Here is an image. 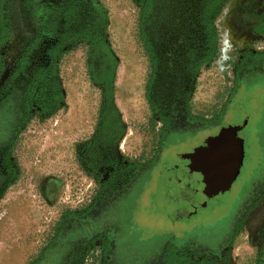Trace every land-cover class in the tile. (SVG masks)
I'll return each instance as SVG.
<instances>
[{
	"label": "rangeland",
	"instance_id": "rangeland-1",
	"mask_svg": "<svg viewBox=\"0 0 264 264\" xmlns=\"http://www.w3.org/2000/svg\"><path fill=\"white\" fill-rule=\"evenodd\" d=\"M91 3L78 22L79 35L94 25L88 41L58 59L63 105L51 116L30 117L16 137L10 160L18 179L0 197V264H31L56 234L57 244L45 254L50 264L60 261L66 242L86 236L94 246L83 264L103 263L97 238L111 242L112 264H149L165 244L181 247L205 229H223L231 217V226L240 225L232 254L246 264L264 245V199L246 224L238 221L239 205L264 184V59L245 80H233V71L244 48L264 51V41L251 44L245 32L236 38L234 31L241 23L261 21V1L233 0L217 18V54L199 72L190 101L209 123L162 135L144 97L140 0ZM20 7L21 0L9 5L14 30L5 54L22 40ZM113 75L110 104L103 87ZM228 138L242 141L243 155L236 181L219 194L199 181L198 171L211 160L208 152ZM114 173L124 179L139 174L112 205L95 202L101 206L89 224L76 226L72 216L62 223L64 216L82 213ZM195 200L205 207L187 224L186 204ZM9 209H14L10 219Z\"/></svg>",
	"mask_w": 264,
	"mask_h": 264
},
{
	"label": "flooded vegetation",
	"instance_id": "flooded-vegetation-1",
	"mask_svg": "<svg viewBox=\"0 0 264 264\" xmlns=\"http://www.w3.org/2000/svg\"><path fill=\"white\" fill-rule=\"evenodd\" d=\"M11 1L0 0V197L10 187L9 183L13 179L14 166L9 153L18 133L26 126H23L25 117H42L47 114L43 109L46 104L45 84L53 78L50 75L58 59L63 51L75 48L79 42L88 41L92 33L90 29L94 27L93 24L87 25L86 30L79 35L78 22L88 14L92 0H21L24 25L22 40L13 51L9 48L11 52L5 54L3 50L9 44L14 30L9 9ZM232 1L140 0L139 41L147 60L144 97L152 118L158 124L159 135L185 132L206 125L205 116L199 111L195 112L190 101L199 72L209 68L217 54L221 32L216 14ZM260 1L261 21L250 25L241 23L235 28L236 38L245 32L251 44L264 41V0ZM229 20L234 21V18L231 16ZM98 34L99 31L96 35ZM263 59L264 51L253 53L244 48L234 66L233 80L247 79L257 71L256 64ZM51 96L48 92V97ZM50 109L52 112L53 108ZM160 139L162 140L161 137ZM233 139L242 145L240 139ZM221 147L222 145L219 151L218 145L210 150L206 160L218 159ZM241 161L242 156L237 164L233 183L237 179ZM114 174L113 182L107 183L90 205L75 217L76 222L89 224L94 209L103 203L110 206L118 201L139 173L127 179L123 178L122 173ZM105 180L110 181L111 175ZM212 187L219 194L226 192L213 185ZM207 198L211 197L205 199ZM263 199L264 184L239 205L238 221L245 220L246 224L248 217ZM95 202H100L101 205H96ZM202 202L204 201L195 200L186 204L187 224L190 219L195 220L193 215L203 210L205 206ZM190 209L195 214L189 212ZM231 220L232 217L223 229L208 228L201 236H189L183 240L181 247L170 242L165 244L164 250L153 257L149 264H238L232 248L240 225L236 223L231 226ZM90 238L92 236L79 239L85 243L93 242ZM102 241L97 238L96 243L100 244ZM262 246L254 257L245 259L246 264H264V245ZM101 254L105 255L104 252Z\"/></svg>",
	"mask_w": 264,
	"mask_h": 264
},
{
	"label": "trees",
	"instance_id": "trees-1",
	"mask_svg": "<svg viewBox=\"0 0 264 264\" xmlns=\"http://www.w3.org/2000/svg\"><path fill=\"white\" fill-rule=\"evenodd\" d=\"M221 12H222V9L217 12V14H216L217 18L221 14ZM112 60H113V57H112ZM116 63H117V61H115V64ZM56 71H57V65H55V68H54L52 74L50 75V76H53V78L51 79L50 82H46V84H45L46 95L44 97V103H46V104L43 107L44 112L47 113L44 115L45 117L53 115L63 105V94H62L61 90L59 89V85H58L57 80H56V76H55ZM113 81H114V75L111 77V81L108 82L107 84H105L103 87L104 101L108 102L110 104H112L113 93H114ZM48 92L52 95L51 97H48ZM41 101H43V100H41ZM50 108H53L52 112H51ZM29 118H30L29 116L25 117L23 126L26 125ZM208 123H209V121H207L205 119V124H208ZM0 134H1V132H0ZM14 144H15V142H14ZM14 144H13V147H11V151L9 153V156L12 153V150L14 148ZM12 171H13V179L9 183L10 184L9 186L14 184V182H16V180L18 179V173L15 170V168H13ZM70 216H72V218L76 217L75 215L68 214V215L63 217L62 223L66 222ZM78 224L80 225V223L75 221V225L78 226ZM72 239L73 240L71 242L65 243L66 244L65 247H62L63 248V254H61L62 257L60 258V261L58 260L59 262L57 261L54 264H83L84 257L86 256L85 254L88 252L90 246H94V242L85 243L82 240H80L79 238L76 239L74 237ZM57 242H58V235L56 234V236L53 237V240L47 246V248H45L43 250V252L40 254V256L31 264H50L49 262H47V260L45 258V254L48 253L47 251L53 249V247H55ZM111 247H112L111 242L107 241L105 238L102 241L101 245H99L97 247L101 250V252H104V254H105L103 256V263L102 264H112ZM107 255L109 256V258H107ZM76 256H78V257H76Z\"/></svg>",
	"mask_w": 264,
	"mask_h": 264
},
{
	"label": "water",
	"instance_id": "water-1",
	"mask_svg": "<svg viewBox=\"0 0 264 264\" xmlns=\"http://www.w3.org/2000/svg\"><path fill=\"white\" fill-rule=\"evenodd\" d=\"M220 142L218 143V151L222 145L220 157L211 159L202 170L198 171L199 181L206 187L213 185L222 191H227L234 181V174L243 154V149L241 143L233 138Z\"/></svg>",
	"mask_w": 264,
	"mask_h": 264
},
{
	"label": "crops",
	"instance_id": "crops-1",
	"mask_svg": "<svg viewBox=\"0 0 264 264\" xmlns=\"http://www.w3.org/2000/svg\"><path fill=\"white\" fill-rule=\"evenodd\" d=\"M13 211H14V209H9V210L6 211V213L9 214V216H8L9 219H10V217L13 216V215L11 214Z\"/></svg>",
	"mask_w": 264,
	"mask_h": 264
}]
</instances>
